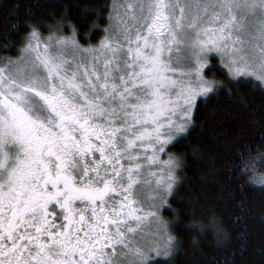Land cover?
<instances>
[{
    "label": "snow or ice",
    "instance_id": "1",
    "mask_svg": "<svg viewBox=\"0 0 264 264\" xmlns=\"http://www.w3.org/2000/svg\"><path fill=\"white\" fill-rule=\"evenodd\" d=\"M0 11L25 30L22 47L0 44L19 53L0 54V264H176L161 211H178L186 163L168 149L196 131L202 100L264 91V0H112L87 46L69 12ZM239 155L230 173L264 185V153Z\"/></svg>",
    "mask_w": 264,
    "mask_h": 264
},
{
    "label": "trees",
    "instance_id": "2",
    "mask_svg": "<svg viewBox=\"0 0 264 264\" xmlns=\"http://www.w3.org/2000/svg\"><path fill=\"white\" fill-rule=\"evenodd\" d=\"M111 2L4 0L6 6L19 5L20 18L31 16L34 23L44 18L51 23V14L59 19L69 12L68 20L83 34L78 39L85 46L95 45L105 36L99 29L107 28L109 21L101 18L108 15L102 9ZM24 31L12 33L7 14L0 11V44L22 47ZM42 31L47 34V29ZM71 31L66 28L63 33ZM0 54L15 57L19 53L12 50ZM214 63V78L227 84L226 70L218 61ZM233 93L231 97L221 93L199 102L196 131L168 149L186 163L179 174L183 186L176 200H170L178 211L164 210L179 241L176 264H264V185L250 181L251 172L236 177L229 171L230 165L241 159L239 153L244 158L264 153V91L253 83L237 86ZM256 171L264 172V157L256 160ZM192 220L199 221L203 230L189 227Z\"/></svg>",
    "mask_w": 264,
    "mask_h": 264
},
{
    "label": "rangeland",
    "instance_id": "3",
    "mask_svg": "<svg viewBox=\"0 0 264 264\" xmlns=\"http://www.w3.org/2000/svg\"><path fill=\"white\" fill-rule=\"evenodd\" d=\"M65 29H66V28H65ZM65 29L63 30V32L65 31ZM70 33H71V32H69L68 34H70ZM63 34H64V33H63ZM65 35H66V34H65ZM105 35H106V34H105ZM103 37H104V36H103ZM103 37H102V38H103ZM102 38H101V39H102ZM101 39H100V40H101ZM100 40H99V41H100ZM18 55H19V54H18ZM15 57H16V56H15ZM15 57H14V58H15ZM162 158H163V159H166L167 157L164 156V157H162ZM161 216H162V218H163L165 221H168V222H169V227H170L171 233H172V235H174V233H173V231H172V225H171L172 223H171V221H170L169 218H167L166 216H164V210L161 211ZM148 231H149V229L146 227V228H145V232L147 233ZM174 236H175V235H174Z\"/></svg>",
    "mask_w": 264,
    "mask_h": 264
}]
</instances>
